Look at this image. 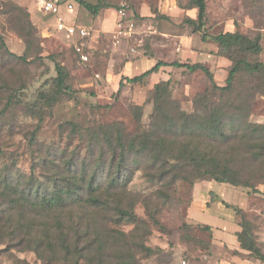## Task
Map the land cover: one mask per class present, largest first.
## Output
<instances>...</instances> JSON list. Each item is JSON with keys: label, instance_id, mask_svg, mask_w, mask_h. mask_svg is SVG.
Masks as SVG:
<instances>
[{"label": "rangeland", "instance_id": "rangeland-1", "mask_svg": "<svg viewBox=\"0 0 264 264\" xmlns=\"http://www.w3.org/2000/svg\"><path fill=\"white\" fill-rule=\"evenodd\" d=\"M67 1L75 9L66 21L85 27L87 38L72 39L64 32L58 33L56 19L43 15L36 0H0V35L11 53L24 56L26 47L20 33L24 26L23 15L17 16L14 6L23 8L37 29V41L27 53V62L7 57V72L2 73L8 84L17 88L24 86L23 90H16V94L13 92L14 105L9 114L0 116V151L14 153L21 171H30L32 159L26 138L38 126V119L29 116L31 111L25 107L38 104L47 107L43 96L53 89L56 65L64 67L66 86L70 90L60 95L59 102L45 117L37 143L71 150L78 145L82 149L83 144H78L77 139L69 140L71 128L67 127L68 131L63 133L62 124L92 128L98 124L121 123L131 133L136 128L134 107L139 106L142 126L149 125L154 111V84L148 79L139 84L124 80V86H120L124 77L133 78L147 70L148 59L202 63L208 67L213 80L202 71L192 73L171 66L161 75V79L171 81V101L188 114L196 111L197 100L212 93L213 82L226 86L232 62L213 51L218 45L211 38L203 41L202 35L185 22L191 11L186 9L188 0H85L93 5L101 1L109 6L98 16L80 7L77 0ZM206 1L207 35L239 32L253 41L261 37V53L248 58L252 63L264 64V0ZM121 9L126 11L125 18L119 12ZM70 17L74 19L72 22H69ZM130 23L134 24L132 31L128 28ZM78 45H83L89 55L88 63L77 53L75 46ZM263 75L252 76L242 71L235 80L233 93L224 96L218 92L210 98L211 102L238 110L240 119L264 124ZM6 98L7 93L0 91V108ZM10 161L0 152V168ZM204 182L207 181L193 186L181 182L170 189L162 188L163 196L158 198L159 185L149 183L142 171L137 172L129 189L134 193L135 213L144 225L136 229L135 225L126 223L109 224L124 232L127 238L121 239L126 245L123 250L119 246L108 250L105 264H237L240 260H256L249 254L218 244L217 240L220 231L240 232V223L245 220L254 230L264 253V183H256L260 193H254L243 186L212 181L214 186L210 187ZM200 183L204 184L195 191ZM222 201L232 207H226ZM216 203L219 204L212 207ZM233 207L241 209L243 215L237 214ZM149 213L157 214L158 225L153 223ZM16 241L4 240L0 244V264H72L63 260L52 263L41 260L28 248H17ZM141 245L150 248L152 253L143 251Z\"/></svg>", "mask_w": 264, "mask_h": 264}, {"label": "trees", "instance_id": "trees-1", "mask_svg": "<svg viewBox=\"0 0 264 264\" xmlns=\"http://www.w3.org/2000/svg\"><path fill=\"white\" fill-rule=\"evenodd\" d=\"M77 1L94 16L109 7L101 1L96 5ZM14 7L17 16L23 15L20 33L26 47L25 55L17 56L9 51L0 35V91L7 93L0 108L1 117L9 114L16 90L24 89L23 85L17 88L4 79L6 58L26 63L27 53L37 41V29L29 14L21 7ZM186 9L197 10V17H187L185 22L202 35L203 41L211 38L218 45L217 55L232 62L226 86L213 82L212 93L197 100L196 111L188 114L171 101V81H161L154 87V111L147 127L141 124L139 106L134 107L136 128L131 133L121 123L98 124L92 128L62 124L63 133L68 131L67 127L71 128L69 140L77 139L78 144H83L82 149L78 145L71 150L37 143L45 117L59 102L60 95L70 90L64 67L56 65L53 89L43 96L47 107L40 104L25 107L31 111L29 116L38 119V126L26 138L32 159L29 173L18 168L14 153L0 151L11 159L0 168V244L4 240H17V248H28L49 263L63 260L72 264H105L108 250L114 246L123 250L126 245L121 239L127 238L109 224L126 223L135 225L136 229L144 225L135 213L134 193L129 189L139 171L149 183L159 185L158 198L163 196L162 188L170 189L181 182L193 186L200 181L243 186L260 193L255 184L264 183V124L240 119L238 110L217 106L210 98L218 92L230 96L242 71L252 76L264 73L263 63H252L248 58L261 53V37L253 41L239 32L208 36L207 1L188 0ZM169 66L192 73L202 71L213 80L212 73L202 63L159 61L139 76L124 77L120 86H124V80L139 84ZM222 203L232 207L225 201ZM233 208L243 215L241 209ZM149 214L158 225L157 214ZM240 227L237 237L241 249L264 262V253L251 225L243 220ZM141 249L152 253L145 245Z\"/></svg>", "mask_w": 264, "mask_h": 264}, {"label": "built area", "instance_id": "built-area-1", "mask_svg": "<svg viewBox=\"0 0 264 264\" xmlns=\"http://www.w3.org/2000/svg\"><path fill=\"white\" fill-rule=\"evenodd\" d=\"M39 5L40 11L45 15H50L54 17L57 21L56 28L58 31L64 32L68 37L72 39H85L88 37V32L85 27L76 24L67 23L64 18V13H71L74 11L75 6L68 2L67 0H36ZM120 14L122 17H126L125 9H121ZM121 27V25H120ZM129 30L132 31L134 24L129 25ZM77 53L79 54L81 60L85 63L89 62V55L85 52L83 45L75 46Z\"/></svg>", "mask_w": 264, "mask_h": 264}, {"label": "crops", "instance_id": "crops-1", "mask_svg": "<svg viewBox=\"0 0 264 264\" xmlns=\"http://www.w3.org/2000/svg\"><path fill=\"white\" fill-rule=\"evenodd\" d=\"M75 13H76V11H75ZM44 15V14H43ZM64 15L66 16V17H64L65 18V20L67 19V20H69L67 17H69V15H70V13H68V12H65L64 13ZM50 16V15H49ZM188 16H190L192 19H196V17H197V10H191L190 12H189V15ZM52 17V16H51ZM72 18L70 17V20H71ZM74 19H75V16H74ZM74 19H72L71 21H69V22H72ZM68 23V22H67ZM56 25H57V21H56ZM57 29V28H56ZM58 31V30H57ZM61 33L62 31H58V33ZM206 44H202V46H205ZM213 51L215 52V53H218V48L217 47H214V49H213ZM149 60V62H150V65H149V67H148V69L147 70H145V71H143V73H145L146 71H148V70H150L151 68H153L156 64H157V62H159V61H157L155 58H152V59H148ZM205 61V60H204ZM163 62H165V61H163ZM165 63H168V62H165ZM137 68V67H136ZM138 68H141V66L139 67L138 66ZM164 69H166V67H163V68H161V70H160V72L159 73H155V74H153V75H151L149 78H148V81L149 82H151V83H153L154 84V86L156 85V84H158L159 82H161V81H167V79H165V78H162L161 79V75H163V73H164ZM142 73V72H141ZM142 73V74H143ZM139 76V75H138ZM204 183H208L209 184V186L210 187H213L214 186V184H212V181H207V182H204ZM204 183H200V184H198L197 186H196V188H195V191H196V189L199 187L200 188V186L202 185V184H204ZM208 189V188H207ZM264 192V190L262 191V193ZM264 194V193H263ZM219 203H216L214 206H212V207H215L216 205H218ZM224 228V227H223ZM237 232H239V231H234V233L233 232H230V230H228V229H226V230H223V231H220V233H219V240L221 241V242H219V240H217V243L218 244H222V245H227L231 250H233V251H238V252H240V253H244V254H249V252H247V251H245V250H242L241 249V246H240V243H239V241H238V237H237ZM216 237H218L217 235H216ZM226 263H228V261H225ZM259 262H262V261H260V260H253V261H251V260H240V262L239 263H237V264H260ZM262 263H264V262H262Z\"/></svg>", "mask_w": 264, "mask_h": 264}]
</instances>
